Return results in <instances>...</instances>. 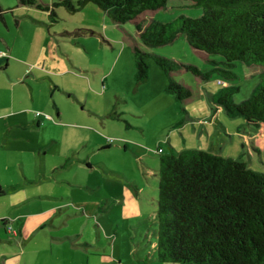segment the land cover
<instances>
[{
  "label": "rangeland",
  "instance_id": "rangeland-1",
  "mask_svg": "<svg viewBox=\"0 0 264 264\" xmlns=\"http://www.w3.org/2000/svg\"><path fill=\"white\" fill-rule=\"evenodd\" d=\"M41 1L46 8L10 0L12 8L22 15L23 28L16 27L14 10H6L5 13L10 21V35L17 33L21 37L18 44L25 42L30 45V38L35 37L38 49L44 43L47 54L48 48L54 47L55 57H61L68 70L55 73V84L61 88L55 89V108L52 101L51 105L54 111L58 108L64 120H72L76 124H46L47 130L55 125L60 135L53 148L55 155L49 150L46 156L55 162V176H52L55 178H45L49 181L41 182L40 189L45 194L52 191L50 199L41 201H55L56 208L61 210L60 215L65 219L66 231L79 235L76 234L73 240L56 238L53 245L55 256L61 264H69L73 259L80 264L84 259L80 252L85 251L91 257L109 255L111 259L105 264H173L160 263L148 257L142 260V256H138L139 249L145 246L151 254L155 241L157 147L163 152L203 148L244 160L252 169L264 172V123L259 127L249 126L241 116H230L222 106L217 108L210 98L212 92L222 85L235 84L238 90L233 94V100H243L256 84L260 67L237 62L232 68L235 77L225 78L212 72L208 79L182 69L175 78L192 91V97L183 103L165 89L166 73L151 55L145 56L149 66L147 79L136 83L132 45L139 42V37L134 22L118 25L93 2L70 12L62 5L47 6L45 3L49 0ZM182 4V0H170L165 8L145 13V18L166 22L179 14L197 16L201 13L198 7ZM51 7L55 17L49 14ZM142 48L180 62L196 64L203 72L211 67V62L194 49L183 34L172 42L153 47L142 45ZM19 50L17 46L14 53H20ZM1 91L5 89L0 88ZM38 112L46 119L49 117L44 110ZM74 131L95 143L96 137L103 139L105 146L96 156L115 173L105 171L100 164L87 166L77 163L74 158L81 160L79 155L83 154L78 150L74 155L68 152L67 158L69 156L70 159L65 158L64 152L57 154L56 150L77 145V139L75 142L69 137ZM93 159L92 163H96L95 156ZM60 162H65V166H60ZM40 177L41 174L37 175L36 182ZM77 179L92 185L93 189L77 186ZM79 189L89 192L84 197L99 206L90 216L74 212L76 206L73 203L82 201ZM35 191L34 188L28 190L33 196ZM118 193L121 196L113 199ZM125 202L132 205L133 212L126 208ZM135 211L139 215L131 214ZM61 217L55 216L53 223L59 222ZM51 226L47 224L48 229ZM29 231L32 246H45L50 239L43 233L42 237L33 233L32 226ZM54 233L58 236L60 231Z\"/></svg>",
  "mask_w": 264,
  "mask_h": 264
},
{
  "label": "trees",
  "instance_id": "trees-1",
  "mask_svg": "<svg viewBox=\"0 0 264 264\" xmlns=\"http://www.w3.org/2000/svg\"><path fill=\"white\" fill-rule=\"evenodd\" d=\"M18 1L46 8L41 0ZM168 1L53 0L52 6L75 12L93 2L118 25L134 22L139 37L132 45L136 83L147 79L145 56L151 55L166 73L165 89L183 103L192 91L175 78L182 69L208 79L212 72L235 77L237 62L260 67L256 84L243 100L234 102L235 84L222 85L210 96L228 115L259 127L264 123V0H182L181 6L198 7L201 13L179 14L166 22L145 18ZM49 14L55 17L52 7ZM181 34L211 62L207 71L142 48L172 42ZM156 151L154 258L173 264H264V172L203 148Z\"/></svg>",
  "mask_w": 264,
  "mask_h": 264
},
{
  "label": "crops",
  "instance_id": "crops-1",
  "mask_svg": "<svg viewBox=\"0 0 264 264\" xmlns=\"http://www.w3.org/2000/svg\"><path fill=\"white\" fill-rule=\"evenodd\" d=\"M52 3L53 0H49L45 4L51 6ZM12 6L10 0L8 2L0 0V88L5 89L0 92V157L2 156L0 162V264H61L53 249L55 239L73 240L79 233L66 231L65 219L61 217V210L56 208L55 201L50 200L49 203L41 201L50 199L49 195L52 194V191L45 194L40 189V184L49 181L45 178H55L52 177L55 176V162L46 156L49 150L52 155H55L53 148L58 143L60 135L55 129V125L53 129L47 130L46 124L61 122L71 126L76 124L72 120H64L58 108L53 110V107L55 108V89L60 90L61 88L60 85L55 84V73L60 74L68 70L62 58L55 57L54 47H49L46 54L44 43L38 49L35 37L30 38V45H28L25 42L18 44L17 40L21 39L19 34L10 35V21L7 19L5 11H13ZM14 11L13 18L16 27L23 28L20 21L22 15H19L17 10ZM96 17L99 16L96 15ZM44 41H46L45 36ZM16 43L20 48L18 54L14 53V48L17 47ZM27 55L34 57L28 58ZM38 85L41 87L37 88ZM34 110H36L35 114ZM39 110H44L49 117L46 119L42 113L36 115ZM69 137H72L75 142L77 139L79 144L64 150H56L57 154L64 152V156L67 158L68 152L71 151L74 155L78 150L83 154L79 155L81 160L74 158L77 163H84L87 166L100 164L105 171L114 172L104 166L103 159L96 156L98 151L105 146L102 138L96 137L95 143L77 131L72 132ZM94 156L96 163H92ZM67 159L70 157L68 156ZM59 164L62 167L65 166V162ZM40 174L42 177L38 180L39 182H36L35 178ZM75 184L86 189H93L92 185H88L82 180H75ZM32 188L36 189L34 196L28 192ZM79 190L82 201L73 203L76 206L74 212L88 213L90 216L99 206H96L95 201H88L84 197L89 192L84 189ZM120 194H115L113 199ZM103 198L106 199V197ZM128 198L132 200L130 197ZM43 203L49 204V206H42ZM126 208L131 212L134 211L132 205H126ZM131 214L139 215L136 211ZM57 215L61 219L59 222L53 223ZM25 217L28 218L25 219ZM48 223L52 224L51 229L47 228ZM30 226L33 228V233L40 237H42V233L49 236L50 239L45 243V246L31 245ZM55 227L58 228L55 229ZM55 231H60V234L55 236ZM153 247L154 243H152V249ZM139 250L138 256H142V260L143 257L144 259L147 257L155 259L154 250L151 254L147 252L146 246ZM80 253L84 258L80 264H105L111 259L109 255L91 257L86 251ZM69 264H79V261L73 259Z\"/></svg>",
  "mask_w": 264,
  "mask_h": 264
},
{
  "label": "built area",
  "instance_id": "built-area-1",
  "mask_svg": "<svg viewBox=\"0 0 264 264\" xmlns=\"http://www.w3.org/2000/svg\"><path fill=\"white\" fill-rule=\"evenodd\" d=\"M40 113L39 112H36V115H39Z\"/></svg>",
  "mask_w": 264,
  "mask_h": 264
}]
</instances>
